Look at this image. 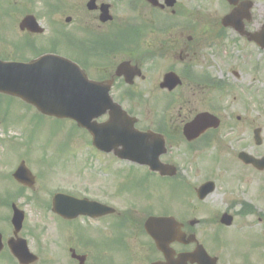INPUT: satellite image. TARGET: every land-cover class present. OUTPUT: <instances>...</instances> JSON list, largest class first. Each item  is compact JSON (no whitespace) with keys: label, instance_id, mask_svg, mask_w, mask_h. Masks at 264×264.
Wrapping results in <instances>:
<instances>
[{"label":"rangeland","instance_id":"374dc122","mask_svg":"<svg viewBox=\"0 0 264 264\" xmlns=\"http://www.w3.org/2000/svg\"><path fill=\"white\" fill-rule=\"evenodd\" d=\"M3 1L0 0V28L3 34L6 33V37L14 39L12 40L13 43L23 46V42L15 41V38L19 40V34L15 30L17 24L28 8L31 9L32 13L43 11L45 0H34L32 5L27 4L26 0H12L16 13L11 14V17L7 1L5 3ZM64 1L67 3V9L69 10L66 11L65 9L64 13L54 15V22L58 23L64 32L77 29L79 31H73L80 34V37H84L85 32L83 29L88 26H91L90 29L93 28L92 16L84 8L87 0ZM181 4L184 10L194 13V16L205 18L221 11L220 5H213L211 0H184ZM4 11H8V13L5 14ZM47 16L48 14L42 15L41 22L44 25L47 24L48 28L45 33L34 36L37 41L45 40L52 34L53 26L50 25L51 19ZM66 16H71L69 23L65 22ZM201 26L208 27L204 24H201ZM10 42L11 40L0 42V51L7 52L11 49ZM51 44L52 40L47 39L46 42H41L38 45L49 47ZM64 45L62 43L59 46L60 51L65 50ZM158 53L160 55L155 60L156 67L152 73L155 76L160 74L162 69H165L169 63H172L167 51L161 50ZM197 58L201 70L206 69L211 74L216 75L218 80H226L227 82L228 87L224 92L218 93L216 90L209 92L207 96L201 94L199 97L202 100L201 110L207 109L210 102L219 105L216 115L220 119L221 126L217 129L216 137L209 148L189 157L190 155L183 153L181 146L176 145L171 150V156H166L163 160L170 159L169 161L172 164H176L178 173L185 176L187 183L193 185L194 188L207 178L215 182V190L203 201H198L195 194H193L190 203L189 189L185 188L186 196L184 197V193L180 189L169 188L168 183H163L156 176L147 178L148 183L151 182V185L157 187L155 191L148 186H144L140 192L135 191L137 177L144 172V169L130 162L121 161L120 166L123 171H119L115 177H103L101 166L109 158H103L100 154L91 157L93 151L90 145L86 143L87 137L84 134L82 135L80 129L75 128L68 120H53L25 111L19 100L3 95H0V117L6 116L9 122L4 124L0 119V174L3 176L6 172H9L14 162L19 160H16L17 156L27 153V150L24 149V136L25 132L29 131L34 144L32 143L27 148L29 150V154L26 155L29 156L27 164L37 176L33 191L37 193L41 201L49 203V194L54 191L53 189L74 196H99L108 202L114 203L122 213L131 211L129 214L133 215L135 220H138L135 225L126 229L127 235L141 231L137 226H140L142 220L141 209L146 206L151 207V210H156V212L165 210L173 212L175 215L182 213L181 208L178 206H185L184 203L186 206H207L201 207L189 215V217L193 215L197 219H205V215H208L209 211L213 214L215 212L219 214L233 200L235 202L238 200L248 202L253 205L255 213L237 214L232 225L225 228L218 224L212 226L209 224L210 222L200 223L196 227L198 237L208 245L210 244V235L213 232L222 233L224 239L232 240L233 246L239 251L228 250V244H226L221 254L217 255L219 264H242L241 262L232 261L233 258L241 257V249L248 251L247 253L250 255L259 257L261 264H264V219L260 218V214L264 210V192H262L264 172H258L251 167L244 166L236 158L240 150L264 156V73H260L259 70H262L257 69L256 63H254L258 56L253 58L251 56L249 61L247 50L242 47L221 49L219 47L203 46ZM233 71L237 72L236 76L233 75ZM210 94H212V98L209 97ZM157 99L161 105L162 98L157 97ZM154 102H156L155 99L146 98L144 105H140L141 108L133 105L135 109H139L138 111L143 119L142 123H148L149 120L146 119V116L148 117L155 111L153 109ZM21 111L22 113L24 111L23 115ZM29 117L32 118L31 123H28ZM255 127H260L262 130L263 143L261 146H255L252 140V130ZM10 142L14 143V146L9 151L7 146ZM53 156L56 157V162ZM38 161L41 167L48 165L46 170L40 169ZM130 166H134L135 169ZM126 170L129 175H133L135 181H126L130 178L125 174ZM135 170L138 172H135ZM2 176H0V198L5 195L3 190L8 187L6 185L12 183L9 179L2 178ZM138 179L141 178L138 177ZM106 182L110 184H105ZM120 182H122L121 192L123 195L120 193L116 196L112 193V185H119ZM133 189L134 191H132ZM20 207L24 209L26 214L22 232L35 237V243L31 248L40 253V259L36 264H51V258L56 256L57 250H59V256L63 258L62 264H74L70 260L69 252L62 248L72 246L68 240L71 238L70 227L65 225V229L60 228L61 224L56 222V228L59 227L57 232L54 230V219L56 218L51 214H47L44 207L35 204ZM241 207L237 205L233 206V209L238 212ZM184 210L188 211V208L186 207ZM7 215L8 210L0 206V217H6ZM111 218L106 219L101 224L102 235L107 239H111L115 234L111 227V224H113ZM81 221L80 218H77V221L72 222V224H84L80 223ZM0 229L4 231V234L7 233L5 223L0 222ZM71 242L72 247L77 252L88 253L89 260L95 261L97 264L103 262L98 261L97 247L87 250L81 244H78L76 236L71 238ZM52 243H55L58 249H55ZM106 246L108 249H105V263H108V258L112 257L113 261H124L126 264H149L151 258L156 256L155 253L143 254L139 251L134 254L133 252L130 253L129 250L124 251V253H115L117 248L115 241H109ZM129 256V259L125 258ZM3 259L6 258L2 254L0 264H7V261L5 262ZM257 263L260 264V261L258 260Z\"/></svg>","mask_w":264,"mask_h":264},{"label":"flooded vegetation","instance_id":"af4514ba","mask_svg":"<svg viewBox=\"0 0 264 264\" xmlns=\"http://www.w3.org/2000/svg\"><path fill=\"white\" fill-rule=\"evenodd\" d=\"M167 1L154 0V4H152L147 0H96L95 8L88 11L92 16L91 23L93 28L87 27L84 29L83 45L80 48L72 50L70 57L85 71L90 79L95 81L111 80L110 92L113 97L119 100H125L126 102L130 100V103L133 104L134 100L157 96L176 98L173 107L165 115L164 122L158 123V115L153 112L148 116L149 122L145 129L161 130L168 150L178 145L182 147L183 153L194 154L208 140V137L215 133V130H206L192 141H187L183 135L184 125L192 120L197 113L201 111L215 112L211 102L208 104L207 109L201 110L200 107L202 104V100L199 98L200 95L204 94L207 96L212 91L216 79L207 70H204V73H202L199 68L197 55L209 39L214 44L234 46L242 44L247 48L264 53V48H261L264 45V0H250L252 2L251 12L242 20H233L229 27L222 25L223 16L243 0H238L236 5H230L225 0H212L215 3L222 2L224 10L215 12L209 18L194 16V13L185 11L181 4L184 0H173L174 5L172 7L167 5ZM103 3H108L109 11L113 15V19L110 22L102 23L99 21V14ZM189 20L190 25H187L186 22ZM201 24L207 25L209 28H204ZM235 26H242L243 31L251 34V36L239 33L235 29ZM161 50L167 51V55L170 56L172 63H169L165 69H162L160 74L155 76V74H152L155 69L151 63L153 60L152 52ZM20 58H25V56ZM123 60L130 61L132 65H136L142 71L141 76L134 78L130 85H127L122 77L114 76L117 65ZM168 71H175L181 81L179 86L171 92L160 87L163 74ZM209 97L212 98V94ZM129 111L132 112V108ZM168 150L165 156L170 153ZM166 161L169 162V160ZM115 173L116 170L114 171ZM22 188L24 191L29 190L26 187ZM34 197L32 199L28 198V201H26L36 206H45V202H42L36 196ZM5 203L2 202V205ZM112 207L115 208L113 213L98 215L97 217H81L82 221L80 223L84 224H72L77 219L65 220L54 214L56 218L54 219V230L57 231L59 228H56V222L61 224L60 228L65 229V225L70 227L71 238L76 236L78 244H81L87 250L89 248H98V261H103L101 264H126L124 261L105 263V242L101 224L106 219L112 217L113 227L123 220L126 222V229H129L138 220H135L134 216L129 214L131 211L122 213L118 206ZM179 207L182 213L175 216L182 224L181 230L186 235L190 233L197 235L189 225L191 219L196 220L198 224L201 222H215L221 215L218 212L213 214V212L209 211L212 215H205V219H196L193 215L191 217L189 215L201 207L207 206ZM186 207L188 211L184 210ZM222 212H231L233 217L237 215L233 211V206H227ZM142 214L144 216V213ZM262 214L261 217L264 219V212ZM137 227L140 229V226ZM126 231L117 235V238L114 240L117 244L118 253H124V251L129 250L130 253L133 252L134 254L136 251H139L143 254L156 253L161 256L152 239L145 235L142 230L128 235ZM11 236L9 232L6 236L2 235L4 248L0 252V256L3 253V256L8 261H12V264L16 260L6 247ZM25 236L29 239L31 245L35 243L34 236L30 234L21 235V237ZM71 238L68 240L73 246ZM197 239L209 254L219 255L222 249H224V243L215 233L210 235L209 245L198 238V236ZM184 240H186V236ZM52 244L55 249H58L55 243ZM72 246L62 248L69 252L71 248L74 249ZM169 246L175 253H180L191 251L195 247V243H184L175 239ZM227 249L232 250L233 247H227ZM74 250L76 251V249ZM33 251L35 254L36 250ZM58 252L59 250L56 252L53 263L62 264L63 258L59 256ZM77 253L85 255L88 264H97L95 261L89 260L88 253L80 251ZM125 258L129 259L130 256ZM70 260L72 263L77 264L75 259L70 258ZM258 260L261 264L259 257H254L249 253L242 254L240 258L232 259V261L241 262L242 264H258Z\"/></svg>","mask_w":264,"mask_h":264},{"label":"water","instance_id":"95a60500","mask_svg":"<svg viewBox=\"0 0 264 264\" xmlns=\"http://www.w3.org/2000/svg\"><path fill=\"white\" fill-rule=\"evenodd\" d=\"M33 25V18L29 16L25 17L19 26L21 29H23L25 27L31 28L33 27ZM31 29L33 31H37L34 28ZM15 69L18 71L17 68ZM7 72L8 70L6 71V73ZM14 72L15 71L10 69V72L6 74L4 80L0 83V91L24 97L25 99L36 105L38 108L42 109L43 112L54 114L57 117H70L75 119L79 125L86 127L93 134V143L96 146L101 147L102 149H109L105 148V141L103 139L104 135L111 132L112 129L116 132L118 131L119 140L115 145L120 144L122 146V149L116 151V155L121 158L129 159L138 163L149 164L152 169L158 170L161 174H174V170L172 167L162 165L158 160V156L163 152V145L156 148V145H154V143H150L152 135H150L149 133H139L133 130L131 125L134 121L125 117V113L120 110L119 106L111 102V99L107 95V90H103L101 87L95 86L93 85V83L88 82L82 73L78 72L74 75L73 78H68L65 74L59 77H54L50 84L49 81H45L46 85L50 88L48 89V91H51L52 96H54V105H56L55 102L58 106L67 103L68 107L71 105V107H74L72 109H68L67 111H63L57 109V107L46 108L48 107V105L44 103L45 98L37 96V94L41 93L40 90H43V92H45L42 87L41 81L38 82L39 86L36 85L35 88H31V86H26V84L22 83V80L19 77V73H21L20 71H18L17 77L14 76ZM116 74L124 75L126 80L129 82H131L132 78L135 75V73L129 72V63L126 62L119 65ZM177 83L178 80L173 75L167 74L165 76V85H170V87L172 88ZM87 89L89 90V93L87 92ZM95 89L99 90V92H94ZM27 92L32 93L33 95H28ZM45 97L50 99L49 96ZM46 102L49 101L46 99ZM107 108L112 109V111L110 112L111 118L108 122L104 124L91 122L92 118L98 117ZM209 118L213 117L206 113L199 114L191 123H189L185 127V134L187 135V137L190 139L191 137H194L197 133L202 131L205 127H207L209 125ZM213 125L216 126L217 121L214 120ZM99 127L100 129L98 130ZM259 131V129L254 130V139L256 144L261 143ZM158 138L160 139V137ZM108 147H110V145ZM239 158L245 163H251L257 169L264 168V158L257 160L247 153L243 152L239 154ZM27 175L30 176L28 173ZM15 177L23 182L28 183V179L22 178V176L19 174H17ZM208 186H210V183H207L201 187V190L204 188L208 189L207 191L203 190V196L208 191H211L213 189V187L208 188ZM67 202L69 204H72V201L70 200ZM78 212L79 211L69 215H76ZM62 213H66V211H63ZM64 215L67 216L68 212ZM16 217L17 216H14V220L16 219ZM17 220V223L19 225L21 219L19 218ZM221 222L229 225L231 223V217L223 215ZM176 226L177 224L172 218H150L145 222L146 231L153 237L157 247L162 250L167 260L165 263L156 262L153 264H187V261L191 263L196 262L197 264H215V259H210L203 251L201 246H198L192 253L180 255L177 260L172 259V255L167 249V241L170 237L176 235ZM73 256L79 260V264L84 263V256H75L74 253ZM19 258L22 263H25L27 259L24 258V256H19Z\"/></svg>","mask_w":264,"mask_h":264}]
</instances>
